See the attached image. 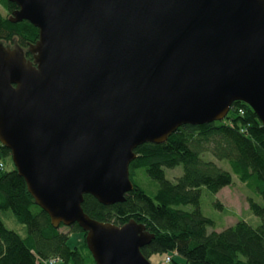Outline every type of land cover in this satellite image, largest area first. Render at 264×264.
Returning <instances> with one entry per match:
<instances>
[{
  "label": "water",
  "instance_id": "water-1",
  "mask_svg": "<svg viewBox=\"0 0 264 264\" xmlns=\"http://www.w3.org/2000/svg\"><path fill=\"white\" fill-rule=\"evenodd\" d=\"M39 30L27 58L0 42V142L55 228L86 232L96 264H152L134 219L91 218L135 188L144 143L224 120L245 102L264 127V0H9Z\"/></svg>",
  "mask_w": 264,
  "mask_h": 264
},
{
  "label": "trees",
  "instance_id": "trees-1",
  "mask_svg": "<svg viewBox=\"0 0 264 264\" xmlns=\"http://www.w3.org/2000/svg\"><path fill=\"white\" fill-rule=\"evenodd\" d=\"M7 15L0 12V42H17L25 49L39 38V30L29 21L11 22L17 8L9 0H0ZM242 111V112H241ZM130 164V178L135 188L126 200L103 205L85 195L84 211L93 219L121 226L134 219L155 234L142 247L143 254H168V264H264V205L248 194L251 212L261 219L253 226L245 220L221 231L208 232L215 221L201 210L202 190L212 193L233 182L232 174L204 156L211 153L218 160H228L248 192L264 200V127L249 105L233 103L227 117L204 125H183L161 144L144 143L135 149ZM182 165L176 181L166 176V169ZM140 174L147 178L141 184ZM222 209V204L216 203ZM11 210L27 229L26 236L5 226L0 214V264H48L61 256L69 264H96L86 239L77 247L68 245L69 233L55 228L49 215L35 203L27 184L19 176L10 150L0 142V211ZM71 231L86 232L79 225ZM174 254L181 258L176 260Z\"/></svg>",
  "mask_w": 264,
  "mask_h": 264
},
{
  "label": "rangeland",
  "instance_id": "rangeland-1",
  "mask_svg": "<svg viewBox=\"0 0 264 264\" xmlns=\"http://www.w3.org/2000/svg\"><path fill=\"white\" fill-rule=\"evenodd\" d=\"M0 12L6 16L7 13L3 6L0 5ZM205 159L215 162L219 167L229 171L232 174L233 182L231 185L222 188L217 193H212L206 188L202 190L201 210L202 212L215 221V225L208 228V232L221 231L227 227L235 225L239 220H245L253 226L261 223V219L254 215L249 209L248 194L251 195L259 204L264 205V200L261 196L253 192H248L246 186L239 179L238 175L233 172L228 160H218L211 153L204 156ZM166 176L172 181H176L183 173L182 165L174 169H166ZM141 184L148 180L140 174ZM222 204V209L216 206V203ZM1 218L5 226L19 233L21 236H26L27 229L20 224L14 217L11 210L0 211ZM61 231L69 233L68 245L70 247L80 246L85 241V236L82 231H71L70 227L62 226ZM168 254L153 255L149 258L152 264H168ZM176 260L181 261V258L174 254ZM48 264H69L63 261L61 256H54L47 260Z\"/></svg>",
  "mask_w": 264,
  "mask_h": 264
},
{
  "label": "built area",
  "instance_id": "built-area-1",
  "mask_svg": "<svg viewBox=\"0 0 264 264\" xmlns=\"http://www.w3.org/2000/svg\"><path fill=\"white\" fill-rule=\"evenodd\" d=\"M167 261H168V263L171 262V257L170 256H167Z\"/></svg>",
  "mask_w": 264,
  "mask_h": 264
}]
</instances>
